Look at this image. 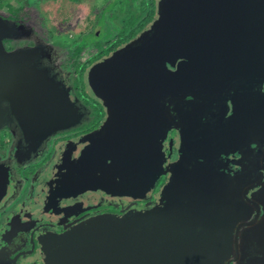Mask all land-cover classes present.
Wrapping results in <instances>:
<instances>
[{
  "label": "water",
  "instance_id": "95a60500",
  "mask_svg": "<svg viewBox=\"0 0 264 264\" xmlns=\"http://www.w3.org/2000/svg\"><path fill=\"white\" fill-rule=\"evenodd\" d=\"M154 14L90 65L87 87L104 120L63 141L40 184L48 199L81 190L93 203L121 205L146 199L167 173L166 181L154 204L94 215L46 238V264H217L252 207L238 254L264 245V0H156ZM20 32L0 17V42ZM16 55L0 43V126L10 99L24 129L35 122L41 137L75 127L81 115L49 85L58 83L20 67ZM10 78L17 87L5 86ZM169 130L177 143L164 165ZM224 163L237 164L226 171Z\"/></svg>",
  "mask_w": 264,
  "mask_h": 264
},
{
  "label": "flooded vegetation",
  "instance_id": "af4514ba",
  "mask_svg": "<svg viewBox=\"0 0 264 264\" xmlns=\"http://www.w3.org/2000/svg\"><path fill=\"white\" fill-rule=\"evenodd\" d=\"M154 17L155 15L151 20L154 19ZM146 26H144V28ZM144 28L142 30H144ZM29 30L32 33L31 29ZM37 40L38 39L26 41L25 43L21 41L19 45L15 43V40H9L11 42L9 45L10 47L6 46V50H11L15 46L19 48L22 44L31 47L34 43H38L39 40ZM123 43L115 48L121 46ZM45 48L49 50V46H46ZM39 50L41 51V49ZM111 51L109 50L108 53ZM108 53L103 54V56ZM40 54L43 56L42 52ZM90 56L91 54H88L85 58L89 59ZM103 56L101 57L103 58ZM85 58H81V61L86 60ZM50 64L55 67L56 72L54 73L52 71L53 74L43 75L49 78L56 76L55 74L57 73L60 78H57L56 80L54 77L52 78H54L55 82L61 87L59 89L63 93L61 94L52 84L49 85L55 90L56 96H66V99H69V101L71 100L74 103L78 109V113L81 115L80 121L75 127L67 126L62 129L52 130L49 131L46 136L41 137L43 132L38 131L39 129L36 128L37 126L35 122L30 124L27 129H24L26 126H22L21 122H19L17 117L12 113L13 108L11 100L8 99V101H2L1 105L3 104L7 109H2L4 120L0 126V192L3 189V192H1L3 194L0 197V264H45L42 255L44 254L43 247L45 246L46 238L48 239L49 237L60 234L77 222L94 215L105 213L117 215L123 212L125 207L129 209H141L144 208V206L146 207L147 202L154 204L158 191L165 183L167 177V173L159 176L155 181L154 188L146 199L124 202L121 205L113 204L109 199H105L100 203H93L94 196L92 194H86L85 192L82 193L81 190H79L80 193L78 195H74L72 198L68 197L69 194L67 192H62L63 196L61 199H55V196H53L52 199H48L45 196L46 192L43 191V184H40L42 180V170L53 163L57 149L63 141L67 140L68 142H76V139L80 135L95 129L101 121L104 120L105 115V108L92 96L87 87L88 73L90 65L92 64L87 66L84 72L85 76L82 79L84 80L82 82L83 86L81 85L82 87H78L77 90L74 89V81L75 78L79 79L80 75L75 76L73 71H69L71 67L67 64L63 66L57 61ZM59 81H62V84H60ZM83 90L88 94L86 98L92 99V104L95 106L99 104L102 108L101 112L103 113L95 126L85 131H79L80 129H77V127H79L85 119L92 117V107H87L88 103L86 104L79 99V97H83L84 99V94L82 93ZM83 103H85L86 106ZM33 125H35L36 129L33 128ZM165 139L167 142L163 146L166 157L164 165L172 162L174 158V150H176L177 143L174 130H169L165 135ZM170 140H172L171 146L169 144ZM227 157L234 156L230 154L229 156L227 155ZM236 164L237 163L234 164L235 167ZM234 166L224 163L221 167L228 171ZM59 177L60 176L57 177V180ZM72 186L76 188L75 184H72ZM258 187L259 186H255L248 191V207L253 206L254 198L251 197V193ZM97 196L98 194L96 197ZM254 214L255 210L252 207L250 214L245 216V220L243 219L242 221H239L238 225H235V230L233 229L232 236H235L236 228L238 233L236 242L233 237L232 250L234 251V249H236L234 253H232V256L228 257L224 262L225 264L262 263H257L261 258L259 249H264V245H261V243L255 244V248H252L248 244L247 247L244 245L243 250L245 251V255L240 256L238 254L239 248H241L240 237L242 230L246 224H250L252 220L256 219ZM236 251L238 256L234 255Z\"/></svg>",
  "mask_w": 264,
  "mask_h": 264
},
{
  "label": "rangeland",
  "instance_id": "374dc122",
  "mask_svg": "<svg viewBox=\"0 0 264 264\" xmlns=\"http://www.w3.org/2000/svg\"><path fill=\"white\" fill-rule=\"evenodd\" d=\"M20 2L21 5H23L21 10L17 13L20 21H9L7 18V15H10L9 9H16L19 3L14 0H8L0 4V17L12 24H15L17 30L21 31V33L16 36H11V38H1V47L3 48L5 54L15 56V53H19V55H16L15 58L18 60L21 58L24 59V62L20 63V67L26 70L27 68L32 70V67H35L37 69L36 73L41 75L53 74L52 71L54 73L56 72L55 67L50 64L52 62L55 63L57 61L65 66L67 62L63 56L67 51L69 56L75 57L76 59L78 58L76 57L77 51H74L77 49L78 53L79 51L81 53L79 54L81 58H85L88 54L93 55V49L97 48V46L102 45L104 41H108L110 38L112 39V37L118 34H123V30L126 29V26L128 27L129 24H134L136 21L138 22L139 19L141 20V13L144 11V9H142L141 12L136 0H79L77 2L70 0H22ZM40 14L44 17L43 20L40 18ZM131 14L133 17H131ZM30 21L32 22V25H28ZM20 26L21 28H19ZM38 26H43L41 29L42 34L36 32V28H38ZM45 27L50 30V39H44L43 37V35L45 36V34H47ZM29 29H31L32 33ZM10 32H13L12 29ZM36 39L39 41L37 40L38 43H34L33 46H41L39 47L41 51L37 48L31 49L30 46L28 47L23 44L19 46V48H21L20 50L17 46L11 50H6V46H9L11 43L9 40H15V43L19 45L21 41L25 43L26 41ZM46 46H49V50L45 48ZM41 52L44 57L41 56ZM101 58L102 57H100V59ZM69 66L73 69V71H82L81 79L75 78L74 81V89L77 90V88L80 87V84L82 85V82L84 81L82 79L85 76V70H81L82 67H80L77 62L71 63ZM71 68L69 71H72ZM79 73L80 72H78V74ZM55 75L56 76H52L55 80L60 78L57 73ZM54 78L52 79L53 81H55ZM17 80L13 81L11 78L7 79L5 81V86L17 87ZM59 83L62 84V81H59ZM57 90L61 92L59 88ZM85 91L83 90L82 92L84 94V99L83 97H79L80 101L82 100L86 104L88 103L87 107H92L91 114L97 115L101 113L102 117V108L99 104L96 106L92 104V99L86 98L88 94ZM85 103L83 104L85 105ZM1 109L5 110L7 107H4L2 104ZM93 120L94 117H88V119H85L80 126L87 125ZM259 250L261 251V258L259 257L260 259L257 263L262 262L261 264H264V249ZM232 253H229L230 256H225L221 260L214 261L213 259V261L217 264H225L224 262L228 259V257L232 256ZM213 255H215V253ZM212 258L213 257L208 260H212ZM190 264H194V262L191 261Z\"/></svg>",
  "mask_w": 264,
  "mask_h": 264
},
{
  "label": "trees",
  "instance_id": "16d2710c",
  "mask_svg": "<svg viewBox=\"0 0 264 264\" xmlns=\"http://www.w3.org/2000/svg\"><path fill=\"white\" fill-rule=\"evenodd\" d=\"M5 1H8V0H0V4H2ZM14 1L19 3V5L14 10L9 9L10 15H7L8 16L7 18L9 19V21L10 20L18 21L20 19L19 16H17V13L23 7V5H21V2H20L22 0H14ZM31 1H44V0H31ZM70 1L77 2L79 0H70ZM136 1L138 2V5L140 7L141 12H142V9H144V11L141 13L142 14L141 20L139 19L138 22L136 21L134 24H129L128 27L126 26V29L123 30V34H118V35L112 37V39L110 38V40L104 41L102 45L97 46V48L94 49L95 50L94 54L91 55L89 57V59L81 61V58L79 55L81 53H80V51L78 53V49L74 51V52L77 51V54H76V57H78L77 59L75 57L69 56L68 51H67L64 54V58L67 62V65H70L71 63L77 62V64L80 65V67H82L81 70L84 71V70H86L88 65L93 64L95 61L99 60L100 57L103 56V54L108 53L109 50L111 51L116 46H118L120 43H123L124 41H126L128 39L134 38L144 28V26H146V24L151 20V18H153V16L155 15L154 14V0H136ZM143 6H144V8H143ZM39 16H40V18H42V20L44 19L42 14H40ZM131 17H133L132 14H131ZM40 21H41V19H40ZM28 25H32V22L30 21L28 23ZM42 27L43 26H38V28H36V30H37L36 32L42 34L41 33ZM45 29H46L47 34L44 33L45 36L43 35V37H44V39H47V38L50 39L49 38L50 30L47 27H45ZM72 71H73V69H72ZM78 72H80V73L78 74ZM73 74H75V76H77V75L81 76L82 71H73ZM80 76H79V79H81ZM82 86L80 84V87H82ZM92 117H94V120L92 122H89L87 125H84V126L81 125V126L77 127V129H80L79 131H85V130L95 126L97 121H99L101 118V113L97 114V115L92 114Z\"/></svg>",
  "mask_w": 264,
  "mask_h": 264
}]
</instances>
